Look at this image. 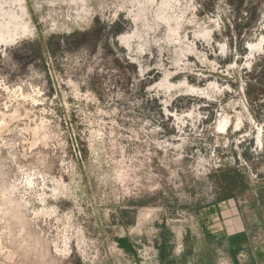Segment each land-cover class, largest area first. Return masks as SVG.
Returning <instances> with one entry per match:
<instances>
[{"label": "rangeland", "instance_id": "rangeland-1", "mask_svg": "<svg viewBox=\"0 0 264 264\" xmlns=\"http://www.w3.org/2000/svg\"><path fill=\"white\" fill-rule=\"evenodd\" d=\"M2 9L0 264H160L195 208L264 191V0Z\"/></svg>", "mask_w": 264, "mask_h": 264}, {"label": "crops", "instance_id": "crops-1", "mask_svg": "<svg viewBox=\"0 0 264 264\" xmlns=\"http://www.w3.org/2000/svg\"><path fill=\"white\" fill-rule=\"evenodd\" d=\"M191 214L158 245L160 264H264V191L250 188Z\"/></svg>", "mask_w": 264, "mask_h": 264}, {"label": "bare ground", "instance_id": "bare-ground-1", "mask_svg": "<svg viewBox=\"0 0 264 264\" xmlns=\"http://www.w3.org/2000/svg\"><path fill=\"white\" fill-rule=\"evenodd\" d=\"M13 23H14V15L10 13V11L2 9L0 11V42L1 43L12 41L15 37H17V35H19L17 32L21 30L20 28H23V30L20 31L21 35H24L25 33L24 27H22V25H17ZM227 125H228V120L224 118L222 121H220L218 125V129L220 131H223L227 127ZM258 144L261 145V142L258 141Z\"/></svg>", "mask_w": 264, "mask_h": 264}]
</instances>
